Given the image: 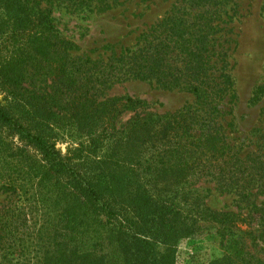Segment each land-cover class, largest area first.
I'll return each instance as SVG.
<instances>
[{
	"label": "trees",
	"instance_id": "obj_1",
	"mask_svg": "<svg viewBox=\"0 0 264 264\" xmlns=\"http://www.w3.org/2000/svg\"><path fill=\"white\" fill-rule=\"evenodd\" d=\"M53 2L0 0V264H177L178 244L210 229L226 264H264L250 245L264 243V100L247 145L228 141L219 105L234 96L236 1L173 0L133 44L95 57L59 37ZM128 80L193 102L156 112L106 94ZM205 182L235 210L209 208Z\"/></svg>",
	"mask_w": 264,
	"mask_h": 264
},
{
	"label": "rangeland",
	"instance_id": "obj_2",
	"mask_svg": "<svg viewBox=\"0 0 264 264\" xmlns=\"http://www.w3.org/2000/svg\"><path fill=\"white\" fill-rule=\"evenodd\" d=\"M235 1L236 15L230 23V37L234 41V47L227 59V72L231 77L234 96L230 102L224 97L219 105L223 110L230 109V114L225 115V119L231 123L228 141L235 145H247V140L251 139L249 130L257 124L259 106L264 100V0ZM172 2L173 0H116L110 2L106 9L93 8L88 11L82 6L70 5L68 0H54L50 16L59 37L75 43L79 52L95 57L103 44H114L115 48L133 44L134 37L149 24L159 20ZM256 85L261 86L258 100L249 101ZM106 94L142 99L148 110L156 112L171 111L193 102L190 92L166 90L139 80L114 84ZM60 146L63 148L64 144ZM199 187L206 194L204 202L209 208L235 210L232 195L219 194L207 182L201 183ZM262 197H256L255 203L264 213ZM250 227L257 235L256 221H251ZM250 245H254V251L264 260V243L254 239ZM222 253L218 236L210 229L200 237L180 242L176 249V263L226 264Z\"/></svg>",
	"mask_w": 264,
	"mask_h": 264
}]
</instances>
